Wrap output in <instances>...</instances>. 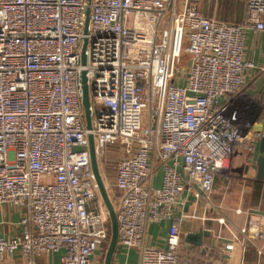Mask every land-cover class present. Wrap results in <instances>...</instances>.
Listing matches in <instances>:
<instances>
[{"label":"built area","instance_id":"2783aa9c","mask_svg":"<svg viewBox=\"0 0 264 264\" xmlns=\"http://www.w3.org/2000/svg\"><path fill=\"white\" fill-rule=\"evenodd\" d=\"M247 29L264 33V0H246L240 23L190 0H0V203L25 211L18 244L30 264L59 251L61 264H91L109 240L89 135L105 187L103 159L119 152L108 194L117 247L139 264H190L178 260L188 197L209 203L214 176L263 135L244 101L246 74L264 76L244 59ZM163 222L165 247L146 243L147 225Z\"/></svg>","mask_w":264,"mask_h":264},{"label":"crops","instance_id":"0c3cea01","mask_svg":"<svg viewBox=\"0 0 264 264\" xmlns=\"http://www.w3.org/2000/svg\"><path fill=\"white\" fill-rule=\"evenodd\" d=\"M244 59L264 66V33L246 30ZM244 89V101L254 115L252 132L263 133L264 119L260 111L264 105V76L257 69L250 71L246 74ZM262 149L259 138L254 140L252 151L237 149L230 161L229 173L220 171L214 176L209 203L196 200L187 210L184 206L188 217L178 225L179 261L187 258L190 264H264V237L254 233L264 232V180L257 178V159L262 156ZM161 176L162 171L157 168L151 187L160 186ZM24 212L22 207L0 203V243H3L0 264H30L18 244L21 230L18 223ZM250 223H255L253 232ZM169 225V222L148 224L145 242L165 247ZM229 244L230 251L226 249ZM100 249L91 264H104L105 254ZM61 254V251L41 253L33 258V264H61ZM111 264H139V253L116 247Z\"/></svg>","mask_w":264,"mask_h":264},{"label":"water","instance_id":"95a60500","mask_svg":"<svg viewBox=\"0 0 264 264\" xmlns=\"http://www.w3.org/2000/svg\"><path fill=\"white\" fill-rule=\"evenodd\" d=\"M87 22L88 19L86 18L85 20V27H84V33H86V27H87ZM85 39L83 40V45H82V63H85V56H84V49H85ZM82 107H83V115L85 119V124L86 128H90V116H89V96H88V89L86 86V80L85 77L82 76ZM260 113L263 114L264 116V105L261 108ZM258 133V132H257ZM260 133V132H259ZM262 137L260 138V142L262 144L263 149L262 151V156L257 159V167H258V176L257 178L259 180H264V131L262 133ZM88 142H89V155H90V164H91V169L98 187V191L100 194V197L103 201V204L107 210L108 213V218H109V223H110V237H109V242L108 246L104 255V264H111L113 254L116 250L117 247V239H118V229H117V221H116V215L114 211V207L110 201L108 192L106 190V187L101 179V176L99 174L98 170V165H97V160H96V155L94 151V143H93V138L91 135L88 136ZM196 200L193 196L188 197V201L185 203V210L194 203ZM194 236L195 235H191ZM190 237V235H189ZM198 237V236H196ZM198 244V242H196Z\"/></svg>","mask_w":264,"mask_h":264},{"label":"rangeland","instance_id":"374dc122","mask_svg":"<svg viewBox=\"0 0 264 264\" xmlns=\"http://www.w3.org/2000/svg\"><path fill=\"white\" fill-rule=\"evenodd\" d=\"M194 2L198 9L209 16L215 17L218 20H225L232 23H240L243 21L246 0H190ZM189 62L187 54H182L178 67L180 70L185 71ZM119 157L117 149H109L106 156L103 159V174L108 194H115L114 172L116 163ZM110 225V223H109ZM108 243L105 244L100 250L105 254Z\"/></svg>","mask_w":264,"mask_h":264},{"label":"trees","instance_id":"16d2710c","mask_svg":"<svg viewBox=\"0 0 264 264\" xmlns=\"http://www.w3.org/2000/svg\"><path fill=\"white\" fill-rule=\"evenodd\" d=\"M213 17V16H212ZM215 18V17H214ZM223 21H225V20H223ZM227 22H229V21H227Z\"/></svg>","mask_w":264,"mask_h":264}]
</instances>
